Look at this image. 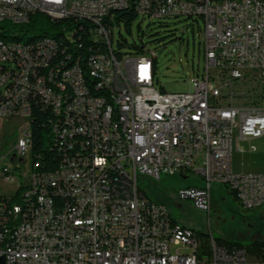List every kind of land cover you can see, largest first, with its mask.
Segmentation results:
<instances>
[{
	"label": "built area",
	"instance_id": "built-area-1",
	"mask_svg": "<svg viewBox=\"0 0 264 264\" xmlns=\"http://www.w3.org/2000/svg\"><path fill=\"white\" fill-rule=\"evenodd\" d=\"M128 4L0 0V23L22 24L27 9L79 21L60 29L69 46L59 39L0 41V118L26 119L0 156V182H9L29 156L24 134L32 104L49 109V102L58 103L50 130L59 157L49 172H33L29 162L27 179L17 187L20 202L13 200L18 189L0 193V256L5 264H264L244 246L219 244L180 225L137 185L139 174L156 180L197 175L203 185L176 193L206 217L212 184H223L244 209L264 205V169L238 174L231 167L234 142L264 136V0H135L140 19H201L203 70L182 92L155 87V55L148 49L114 52L113 28L105 22L112 20L109 5L121 11ZM84 35L94 51L81 43ZM54 51L75 55L76 64L54 66V90H47L45 64ZM70 131H77L76 140H68ZM32 189L40 196L28 203Z\"/></svg>",
	"mask_w": 264,
	"mask_h": 264
},
{
	"label": "rangeland",
	"instance_id": "rangeland-1",
	"mask_svg": "<svg viewBox=\"0 0 264 264\" xmlns=\"http://www.w3.org/2000/svg\"><path fill=\"white\" fill-rule=\"evenodd\" d=\"M149 21H152L151 26L156 24V20L148 19L133 22L130 27L131 34H128L123 27H117L113 31V39L122 38L128 44L142 43L149 54L152 52L155 55L154 85L157 89L166 92L188 91L192 88L193 78L203 70V52L200 47L202 22H198L200 27L198 28L190 19H167L168 29L173 34L172 39L164 44L155 45L148 41L147 35L141 39L137 36V24L142 29H146ZM25 123L26 119L22 117L0 118V156L12 148ZM239 147H242V150ZM6 160L9 161V158ZM28 167L27 157L25 165L22 164L13 169L9 182H0V193L13 194L18 189V185L27 179ZM231 167L232 171L238 174L262 171L264 169V136L243 139L237 144L234 142ZM189 180L203 185L201 177L194 174H187L186 178L178 174L161 175L159 180L139 174L137 185L148 197L162 203L180 225L197 232L211 234L215 240H228L243 246H248L254 240H264V205L244 209L234 194L223 184H212L211 211L206 217L204 211L177 196V188ZM259 249L258 257L264 258V246Z\"/></svg>",
	"mask_w": 264,
	"mask_h": 264
},
{
	"label": "trees",
	"instance_id": "trees-1",
	"mask_svg": "<svg viewBox=\"0 0 264 264\" xmlns=\"http://www.w3.org/2000/svg\"><path fill=\"white\" fill-rule=\"evenodd\" d=\"M134 3L135 0H129V4L126 9L118 11H111L112 15L110 18L112 20L106 19V25L109 29L113 28V31L117 27H123L128 34H131L130 27L133 22H140L142 19L137 18L134 12ZM139 19V21H137ZM167 19L171 18H161L155 19V25L151 26V22L146 25V29H142L139 24H137V36L141 39L144 35H147L148 41L154 43L155 45L164 44L168 41H171L173 34L168 29ZM179 19V18H178ZM183 19H190L192 24H195L198 28V22L201 21L199 17H189ZM72 22H79L72 18L66 19H56L53 20L50 17L36 12L31 13L28 17V20L19 23H11L3 21L0 23V39L4 41H13L21 42L23 44L31 45L38 43V41H44V39H59L62 46H69V35L65 31L60 30L61 27L65 26L70 28ZM202 22V21H201ZM114 35V32H113ZM81 43L83 46L90 48L93 46L92 51H94L95 45L87 35H84ZM86 48V49H88ZM112 48L117 55L121 53H140L143 51L144 45L136 44L132 42L128 44L125 39L114 40L112 38ZM102 51L105 50V47L101 46ZM79 52L78 56L81 57V60L84 58L82 50ZM77 56V58H78ZM73 63H76L75 55H66L65 51H54V56L51 57V63L45 64V88L49 86L54 87V66H60V68H69ZM153 68L156 71V62L153 61ZM58 116L49 109L41 108L40 104H32L31 118L29 120V132H30V152H29V162L31 165V170L33 172H49L53 171L58 167L59 157L57 150L54 147V138L50 130L51 121H57ZM14 194L13 200L20 202L19 200V190ZM35 197H28V203H34ZM196 234L200 237H207V233L197 232ZM219 244H224L227 246L231 245H240L238 243L233 244L228 240H215ZM204 251L207 252V244L202 242ZM264 246V240L258 241L254 240L248 246H244L247 251L256 257H258L260 252L259 248ZM256 253V254H254ZM262 258V257H261Z\"/></svg>",
	"mask_w": 264,
	"mask_h": 264
},
{
	"label": "bare ground",
	"instance_id": "bare-ground-1",
	"mask_svg": "<svg viewBox=\"0 0 264 264\" xmlns=\"http://www.w3.org/2000/svg\"><path fill=\"white\" fill-rule=\"evenodd\" d=\"M114 10H118V5H109V12L114 11ZM33 12H34V9L25 10V20H22V23L27 21L29 15L31 13H33ZM3 21H7V22H11V23H19V20H15V19H5ZM0 41L3 42V43H6V44L27 45V44H23L21 42L4 41V40H1V39H0ZM73 64H76V63H73ZM72 65L69 68H71ZM45 89L54 90V87L53 86H49V87H47ZM49 107L58 116V103L57 102H49ZM61 107H69V100H61ZM76 139H77V131L68 132V140H76ZM24 143H30L29 128H27V130H25ZM30 196H34L35 200H38V196H40V189H32V191H29L28 197H30ZM34 203H35V201H34Z\"/></svg>",
	"mask_w": 264,
	"mask_h": 264
},
{
	"label": "crops",
	"instance_id": "crops-1",
	"mask_svg": "<svg viewBox=\"0 0 264 264\" xmlns=\"http://www.w3.org/2000/svg\"><path fill=\"white\" fill-rule=\"evenodd\" d=\"M180 175V177L182 178H186L187 177V174H178ZM188 185H197V186H201V185H198L196 184L193 180H189V181H186L184 184L180 185L179 187H182V186H188ZM190 202V201H189ZM170 216L172 217V215L170 214ZM173 219V217H172ZM174 220V219H173ZM175 221V220H174Z\"/></svg>",
	"mask_w": 264,
	"mask_h": 264
},
{
	"label": "water",
	"instance_id": "water-1",
	"mask_svg": "<svg viewBox=\"0 0 264 264\" xmlns=\"http://www.w3.org/2000/svg\"><path fill=\"white\" fill-rule=\"evenodd\" d=\"M0 264H5L4 257L0 256Z\"/></svg>",
	"mask_w": 264,
	"mask_h": 264
}]
</instances>
